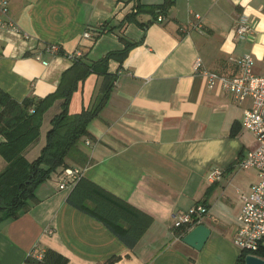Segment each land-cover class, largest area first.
Returning <instances> with one entry per match:
<instances>
[{"label": "crops", "instance_id": "0c3cea01", "mask_svg": "<svg viewBox=\"0 0 264 264\" xmlns=\"http://www.w3.org/2000/svg\"><path fill=\"white\" fill-rule=\"evenodd\" d=\"M5 1L7 12L0 17L14 22L20 33L0 30V89L17 101L53 93L75 61L48 53L49 45L91 61L122 49L115 33L93 40L92 31L104 22L116 25L135 4ZM139 1L158 5L165 0ZM171 2L162 22L149 23L151 16L142 14L137 19L146 27L131 23L124 28L125 38L140 44L121 65L109 61L108 72L117 76L107 104L87 125L89 135L79 145L84 162L67 160L97 186L150 216L151 224L127 248L101 221L66 203L72 187L58 188L59 168L35 189L36 202H29L26 212L0 222V264H27L29 255L46 249L62 255L65 264H236L239 251L232 240L241 197L259 180L255 170L237 166L255 146L253 135L241 126L251 100L237 103L218 83L208 89L193 65L199 59L209 71L233 75L234 59L248 54L253 73L264 76V0ZM195 15L203 23L200 33L191 26ZM243 19L253 32L240 40L234 29ZM85 31L90 38H83ZM101 81L93 74L79 85L70 114L96 101ZM60 107L56 101L43 115L39 138L25 152L28 161L40 154ZM5 166L0 156V172ZM215 168L223 176L210 183L207 175ZM196 204L207 208L201 224L210 230L200 251L182 243L171 228L172 215Z\"/></svg>", "mask_w": 264, "mask_h": 264}, {"label": "trees", "instance_id": "16d2710c", "mask_svg": "<svg viewBox=\"0 0 264 264\" xmlns=\"http://www.w3.org/2000/svg\"><path fill=\"white\" fill-rule=\"evenodd\" d=\"M171 0L158 5H146L135 0L131 11L116 25L104 22L92 31L93 40L103 34L115 33L123 47L106 53L96 61L76 59L65 70L55 91L44 98H25L17 101L0 89V156L6 166L0 172V222L17 218L29 209V202H36L35 189L61 168L69 167L68 161L84 162V154L79 145L89 135L87 125L105 107L117 74L108 72V63L113 60L121 65L128 52L140 44L125 38L124 28L135 24L141 28L148 23H140L139 15L151 16L149 23L164 16ZM110 25V26H109ZM62 54V51L61 53ZM102 77L96 101L70 114L69 103L79 85L90 75ZM56 101L61 102L60 111L50 121L46 142L40 154L33 161L25 158L26 150L35 144L40 135V127L45 112ZM32 109V112L30 110ZM66 197V203L79 211L101 221L127 248L132 249L141 239L152 222L150 216L142 213L127 202L93 183L83 174L73 183ZM187 233L186 227L174 229L177 237ZM264 258V243L252 252ZM247 252H241L236 264H244ZM27 264H65V258L52 249L43 251L40 258L29 255Z\"/></svg>", "mask_w": 264, "mask_h": 264}, {"label": "built area", "instance_id": "2783aa9c", "mask_svg": "<svg viewBox=\"0 0 264 264\" xmlns=\"http://www.w3.org/2000/svg\"><path fill=\"white\" fill-rule=\"evenodd\" d=\"M7 2L0 0V15L6 14ZM264 12V7H263ZM195 22L191 25L193 30L197 32L203 31V23L199 15H195ZM163 17L158 16L157 22H162ZM0 30H10L20 33L17 25L11 20H5L0 17ZM235 30V37L244 40L252 34V29L243 19ZM91 34L87 31L83 33V38L88 39ZM45 51L52 55L66 56L70 60H76L82 57L80 52L73 54H59L61 47L57 45H49ZM40 59V54L35 56ZM46 66L48 63L42 61ZM233 64L236 66L237 73L233 75H223L213 71H209L203 67L198 59L193 65L195 73L202 75L206 79V87L212 89L217 83L221 90L229 93L232 98L240 103L246 99L251 100V105L243 114L241 126L249 131L255 141L253 149L249 150L242 156L237 166L241 170L253 169L258 173L259 180L250 186L247 195H242V206L236 218V232L232 243L239 251L247 252L248 255H254L252 252L257 251L264 243V76L255 75L253 73V58L244 54L234 59ZM32 112V109L30 110ZM88 143V142H86ZM83 174L81 168L69 166L62 169L57 174V185L60 190L70 188L73 183ZM223 176L221 169L215 168L207 175L210 183L219 181ZM207 214V208L203 204H196L186 212H178L172 215L171 228L179 229L186 227L187 231L201 224V220ZM42 253H38L35 257L40 258ZM256 256V255H254Z\"/></svg>", "mask_w": 264, "mask_h": 264}, {"label": "water", "instance_id": "95a60500", "mask_svg": "<svg viewBox=\"0 0 264 264\" xmlns=\"http://www.w3.org/2000/svg\"><path fill=\"white\" fill-rule=\"evenodd\" d=\"M210 235V230L203 224H199L181 237V242L194 250L200 251ZM244 264H264V258L254 255H246Z\"/></svg>", "mask_w": 264, "mask_h": 264}]
</instances>
